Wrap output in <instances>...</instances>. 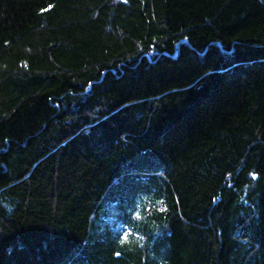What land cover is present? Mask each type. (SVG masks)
<instances>
[{
	"label": "trees",
	"instance_id": "16d2710c",
	"mask_svg": "<svg viewBox=\"0 0 264 264\" xmlns=\"http://www.w3.org/2000/svg\"><path fill=\"white\" fill-rule=\"evenodd\" d=\"M0 264H264V0H0Z\"/></svg>",
	"mask_w": 264,
	"mask_h": 264
},
{
	"label": "snow or ice",
	"instance_id": "6c2138e0",
	"mask_svg": "<svg viewBox=\"0 0 264 264\" xmlns=\"http://www.w3.org/2000/svg\"><path fill=\"white\" fill-rule=\"evenodd\" d=\"M163 210V209H162ZM128 237H125V239H127Z\"/></svg>",
	"mask_w": 264,
	"mask_h": 264
}]
</instances>
